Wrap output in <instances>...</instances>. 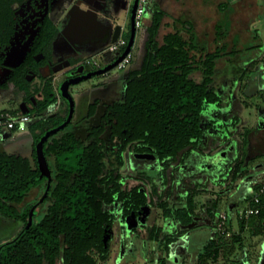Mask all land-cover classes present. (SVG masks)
I'll return each instance as SVG.
<instances>
[{
  "label": "trees",
  "instance_id": "1",
  "mask_svg": "<svg viewBox=\"0 0 264 264\" xmlns=\"http://www.w3.org/2000/svg\"><path fill=\"white\" fill-rule=\"evenodd\" d=\"M164 14L160 8L152 10L151 21L145 27L146 47L141 64L128 71L122 99L108 106L100 124L88 137L89 142L80 140L72 132L46 138L42 144L46 167L42 166L37 144L47 129L66 118V113L46 120L38 116L30 122L29 153L0 150V216L21 225L15 235L0 242V264H53L58 256L64 264H100L89 255L88 249L106 250L103 235L110 213L104 204L114 200L115 188L118 189L115 183L108 185L110 179L103 186L106 177H100L104 153L101 147L105 143L100 134L107 125L111 141L116 139L111 144H117L116 156L120 162L121 151L127 146L148 150L159 159L174 157L187 147L196 148L203 133L200 116L204 104L219 99L209 85L221 51L208 52L192 39H184L183 25L164 33L162 42L158 43L156 36ZM199 69L202 77L197 81L190 73ZM56 97V92L47 90L45 98L35 106L36 114L30 110L28 113L39 115ZM96 104V101L90 104L88 116L95 113ZM86 144L92 148L89 150ZM51 155L59 173L51 189L48 214L25 228L29 205L19 209L17 204L32 187L45 179L50 181L48 157ZM194 185L188 190L185 207L173 210L174 217L182 223L192 221ZM125 197L127 212L147 200L146 190L140 185L128 189ZM162 205L165 215H171L172 209L166 203ZM260 207V213L253 216L264 223V197ZM240 220L243 227L246 220ZM232 239L240 241L239 232L233 233Z\"/></svg>",
  "mask_w": 264,
  "mask_h": 264
},
{
  "label": "rangeland",
  "instance_id": "2",
  "mask_svg": "<svg viewBox=\"0 0 264 264\" xmlns=\"http://www.w3.org/2000/svg\"><path fill=\"white\" fill-rule=\"evenodd\" d=\"M148 4L150 10L158 6L166 12L157 36L160 40L162 34L171 28V18L178 11L180 18H183L182 1L178 0L181 8L175 0H149ZM125 13L126 10H122L118 14V20L129 26ZM143 17H149L147 8H145ZM147 23H143L137 29L136 41L131 50V61L126 67L112 69L111 77L96 75L71 85L70 92L74 99H77L74 125L71 128L85 132L87 125L82 122V118L86 112L87 102L91 98L98 97L100 100L98 114L108 102L120 98L119 87L116 86V89L113 83L103 90L98 86H102L103 81L117 77L118 72L140 66L146 47L145 26ZM127 35L128 32H126ZM192 75L198 79L200 73L195 72ZM89 87L91 89L94 87L95 91L92 92ZM15 96L19 97L17 94ZM61 96L64 98L63 95ZM14 98L10 93L1 95L0 108L19 110L20 107ZM29 112L36 114L37 110L34 107ZM210 113L209 110L205 111L202 136L196 148L184 149L187 154L180 151L174 157L157 161L137 159L132 152L127 151L125 165L117 169L120 174L119 178L125 180L127 187L135 184L143 186L150 210L147 212L144 224L124 237V230L128 224L125 226V222L121 219L119 205L111 206L115 212V220L106 259L101 260L98 252L91 250L92 255L100 264H238L242 250L239 248V241H233V233L239 232L240 241L243 243L264 241V231H254L250 226L242 227L241 220L234 214L229 219L230 235L223 234L216 228L215 221L218 212L224 209L229 210L230 205L232 207L233 204H237V201H234L235 197L247 196L248 192L245 185L241 184V177L247 173L248 168L244 163L243 167H239L240 163L233 162L231 152H227L226 155L221 153V150L228 148L231 140L214 126L206 125L211 116ZM28 130H17L13 134L19 137L26 134ZM24 137L11 140L0 138V149L26 151L31 140ZM110 164L112 167V162ZM111 167H106L105 171L113 176L117 172ZM193 184H195V195L192 221L187 224L181 223L174 217L173 210L186 205L187 192ZM42 188V184L32 187L17 207L22 209L26 204L36 200ZM163 203H166L168 208H172L171 215L164 214ZM43 210L44 207H40L34 220L40 218ZM128 227L131 228V226ZM17 230L18 226L15 223L0 216V242L12 237ZM207 244L209 246L206 249ZM53 264L63 263L60 257H56Z\"/></svg>",
  "mask_w": 264,
  "mask_h": 264
},
{
  "label": "flooded vegetation",
  "instance_id": "3",
  "mask_svg": "<svg viewBox=\"0 0 264 264\" xmlns=\"http://www.w3.org/2000/svg\"><path fill=\"white\" fill-rule=\"evenodd\" d=\"M134 3L135 1L129 3L125 13V18L129 26L125 22L121 23L115 15L113 21L114 26L111 27L107 18L112 11H119L118 9L122 5V0H0V96L6 93L12 94L15 97L14 100L20 107L19 110L28 108L25 111L28 112L31 108L37 106L45 98L46 91L50 90V93L56 92L57 97L48 105L46 110L39 113V117H43L46 120L49 117L63 116L66 113L68 115L69 103L64 96V98L61 96V84L69 78L81 76L110 65L117 59L126 48L131 35V14ZM115 31H117L116 39L123 37L125 44L113 51L109 49L103 54H95V56H92V50H95L105 40H109L108 43L112 42L111 39ZM126 32H128L127 36ZM135 41L136 33L132 47ZM91 58H94L92 62ZM114 68L119 67L116 65L104 73L91 75L90 77L96 75L111 77L112 73L110 72ZM130 69H125L123 72H116L118 74L117 77L110 78L109 81H103L102 86H98L103 90L110 83H113L115 87H119L120 98L108 102L99 114L97 113V109L100 100L98 97L91 98L87 102L86 112L82 118V122L87 125L84 133L79 129L76 131L71 128L74 125L75 110L77 108V102L74 99L75 107L70 121L52 135L50 134L47 138L51 139L53 135L60 137L64 136L67 132H72L80 140L88 141V137L93 132V128L100 124L108 106L122 99L125 78ZM57 80H59L58 83ZM77 83L70 84L69 90L71 85ZM91 91H95L94 87H92ZM15 93L20 98L16 97ZM95 101L97 102L95 113L88 116V108ZM58 125H54L46 131ZM100 136L105 141L101 147L104 153L102 156L103 173L100 177H106V179H103L102 185L105 186L106 180L110 179L108 185L115 183L118 189L114 187L116 190L114 191V200L109 204H104V208L110 213V222L103 235L106 250L101 251L95 247H91L88 249V253L92 258L96 259L91 253V250H95L98 252L99 258L105 260L110 249L112 225L115 220V212L111 209V206L114 204L119 205L121 219L125 222V226L127 224L131 226L130 229L128 226L125 227L124 237H126V234L135 231L144 224L147 219V212L150 210L148 200L143 205L136 206L135 204V206L130 207L128 212L125 209L126 191L135 185H140L135 184L127 187L125 180L119 178L120 174L117 172V169L125 165L127 151L132 152L137 159L143 158L157 161L164 159L157 158L154 153L148 150H134L132 146H127L121 151L122 162H120L116 156L118 146L117 144H111L116 139L111 141L108 125ZM85 147L89 150L92 148L90 144H86ZM145 153L153 154V156H141V154ZM108 160L112 162V167ZM48 161L51 169L50 181L45 179L39 183L43 185L39 197L26 204L29 205V210L31 206L35 205L33 220L38 215L40 207H44L40 215V218H42L48 214L51 205V189L56 183V175L59 171L57 170L56 160L52 155L48 157ZM106 167L115 168L114 171L117 173L110 176V172L105 171ZM140 187L143 188L141 185ZM16 225L18 226V230H20L21 225ZM102 256H104V259H102ZM58 257H60L64 264L62 257Z\"/></svg>",
  "mask_w": 264,
  "mask_h": 264
},
{
  "label": "crops",
  "instance_id": "4",
  "mask_svg": "<svg viewBox=\"0 0 264 264\" xmlns=\"http://www.w3.org/2000/svg\"><path fill=\"white\" fill-rule=\"evenodd\" d=\"M181 1L184 16L180 18L178 11L171 18V28L166 32L180 29V25H183L181 33L184 39H192L199 48L208 52L221 51L209 85L219 99L217 102L204 104L200 120L202 127L205 111L209 110L211 116L206 125L214 126L231 140L228 148L221 150V153L226 155L231 152L233 162L240 163L239 167L244 163L248 168L247 173L241 177L247 196L235 197L237 204L232 207L230 205L229 210H222L227 211L231 217L250 203L254 191L264 180V0ZM130 2L122 0L119 11L110 13L107 21L111 27L114 26V16L118 17L117 14L122 10L127 11ZM148 2L146 8L149 17H143V23L148 22L147 24L151 21L152 10L156 8L150 10ZM175 2L178 5V0ZM178 7L181 8L179 5ZM162 23L163 19L159 31ZM157 36L156 40L161 43L162 37L159 40ZM108 41L105 40L92 50V56L109 50ZM94 58H91V62ZM195 72L200 73L198 79L192 75ZM190 77L199 81L202 77L201 70L192 71ZM225 114L228 115L227 118ZM23 136L31 140L26 151L29 153L32 144L29 130L19 137L12 134L0 138L11 140ZM244 226H250L254 231H264V223L255 216L246 220ZM238 244L242 250L238 264H264V241H239Z\"/></svg>",
  "mask_w": 264,
  "mask_h": 264
},
{
  "label": "built area",
  "instance_id": "5",
  "mask_svg": "<svg viewBox=\"0 0 264 264\" xmlns=\"http://www.w3.org/2000/svg\"><path fill=\"white\" fill-rule=\"evenodd\" d=\"M137 1V5L134 12V24L136 28H140L143 24V14L148 0H130ZM125 44L123 37H119L115 41H112L109 45L110 50H115ZM131 53H127L124 58L117 64L119 68L126 67L131 61ZM39 115H31L28 112L22 110L13 111L9 108H0V137L10 133L11 135L17 130L28 129L30 122ZM264 197V180L259 184L257 189L254 191L251 204L241 208L237 212L239 219H248L253 215L260 213V203ZM230 216L227 211H219L215 221L216 228L223 234L230 235L231 231L228 225Z\"/></svg>",
  "mask_w": 264,
  "mask_h": 264
},
{
  "label": "water",
  "instance_id": "6",
  "mask_svg": "<svg viewBox=\"0 0 264 264\" xmlns=\"http://www.w3.org/2000/svg\"><path fill=\"white\" fill-rule=\"evenodd\" d=\"M136 5H137V1H135V3L133 4V7H132L131 35H130L128 44H127L126 48L124 49V51L117 57V59L110 65H107V66H105L103 68H99V69L93 70V71L88 72V73H86L84 75H81V76H76V77L69 78V79H67L66 81H64L61 84L60 93H61V95H63L68 100L69 113L67 115V118L61 124H59L58 126L46 131L45 134L41 137L40 141L37 144V151L39 153L40 161H41V164H42L43 167H46L45 166V161H44V158H43V154H42V144H43L44 140L50 134H52V133L56 132L58 129L64 127L70 121V119H71V117L73 115V111H74V107H75V100H74V98H73V96H72V94H71V92L69 90L70 84L77 83V82H79L82 79L90 77L91 75L104 73V72L110 70L111 68L116 66L119 63V61H121L127 53L130 52L132 44H133V41H134L135 33H136V27H135V24H134V12H135ZM116 38H117V31H115V34H114V36H113L111 41H115ZM27 110H28V108H22V111H24V112L27 111ZM10 135H11L10 133H6V134L3 135V137H8ZM141 156L152 157L153 154L145 153V154H141ZM34 208H35V205L31 206V208L29 210L28 220H27V223L25 225V228L29 227L31 225V223L33 222ZM1 245H0V248H1Z\"/></svg>",
  "mask_w": 264,
  "mask_h": 264
}]
</instances>
